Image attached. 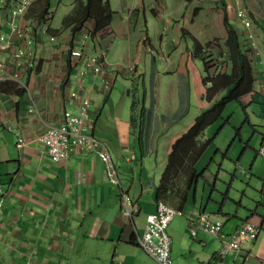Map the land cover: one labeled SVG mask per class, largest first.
I'll use <instances>...</instances> for the list:
<instances>
[{
	"label": "crops",
	"instance_id": "obj_1",
	"mask_svg": "<svg viewBox=\"0 0 264 264\" xmlns=\"http://www.w3.org/2000/svg\"><path fill=\"white\" fill-rule=\"evenodd\" d=\"M19 1L7 0L0 5V32H8L11 21L31 29L35 57L32 69L22 74L26 83L23 94L0 90V187L5 201L0 209V264H156L140 246L139 237L146 228L147 215L161 200L181 210L168 228L171 264H219L221 240L194 224L202 211L221 218L226 233L247 219L261 227L248 251L231 254L222 264H264V218L241 215L238 208H227L225 200L217 211V206L210 204H219L217 198L204 204L197 191L193 199L190 196L183 202L156 190L175 139L227 90L226 85L207 87L201 81L203 76L214 74L217 61L227 58L225 49H217L215 41L217 38L224 48L220 0H109L114 11L110 25L93 33L95 19L91 18L83 29L90 31L85 56L100 57L105 73L85 77L81 69L86 58L71 56L72 47L78 44L71 45V31L64 29L55 35V41L47 31L49 25L54 29L62 26L63 17L76 0H32L24 15L13 16ZM225 1L240 43L250 45L251 32L260 53L253 62L257 92L247 107L259 99L264 80V31L250 14L252 11L262 18L264 12L248 8V0ZM244 5L246 14L251 10L248 26L237 16ZM98 11L92 7L93 16ZM185 29L197 35L204 46L211 43L209 53L215 62L199 66L201 61L193 59L192 41L184 34ZM187 74L191 84L189 109L179 120L166 121L162 115H173L181 107L182 76ZM120 76L126 86L132 85L129 98L115 90ZM75 90L92 101L91 134L111 153L120 184L110 181L106 163L95 146L76 148L67 159L54 162L39 141L50 125L61 122L66 108H73L69 95ZM137 93L143 96L142 105ZM195 93L201 98L198 105L192 103ZM152 102L154 120L148 148L142 154L140 111L141 106L148 108ZM19 136L26 140L21 149L16 145ZM213 176L209 175L207 182L211 183ZM122 192L140 205L133 218L122 213ZM195 227L197 235L192 233Z\"/></svg>",
	"mask_w": 264,
	"mask_h": 264
},
{
	"label": "built area",
	"instance_id": "obj_2",
	"mask_svg": "<svg viewBox=\"0 0 264 264\" xmlns=\"http://www.w3.org/2000/svg\"><path fill=\"white\" fill-rule=\"evenodd\" d=\"M7 0H0V5H4ZM32 0H20L13 9V16H22L26 13ZM237 16L241 22L248 26L251 22L250 17L244 9H238ZM90 31L82 30L77 33L72 43H78V47H72L71 56L83 59L84 67L81 69V75L85 77L88 73L104 74L105 69L98 56H85L84 46ZM52 41L56 36L51 35ZM249 47L252 50L253 62L258 61V52L256 51L257 42L253 33L249 32ZM35 36L31 29L24 28L10 22L8 32H0V83L4 81H13L19 87H26L22 74H27V70L32 69L35 51L33 44ZM256 57V60H254ZM111 85V80L106 81ZM260 91L264 95V80L260 84ZM73 102L72 109H65L62 120L59 124L50 125L47 130L39 137L40 143L45 147L49 156L54 162L67 159L76 148H86L95 146L98 154L106 163L107 172L110 181L113 184H120L117 167L113 161L111 153L98 140L92 136L93 119L91 118L92 101L82 91L75 90L69 95ZM16 145L23 148L26 145L24 137L19 136ZM264 156V147L259 150ZM136 156L133 155V159ZM242 172L247 174L246 169ZM123 206L122 213L127 218H133L140 211V205L134 201L126 192H122ZM4 193L0 187V209L4 205ZM181 214V210L165 201H159L157 208L153 213L147 215V224L143 234L139 237L140 246L147 251L155 260L156 264H171V236L168 231L169 225L175 216ZM196 227L216 235L221 240V248L218 252V263L222 264L224 259L231 254H240L248 251L254 241L259 237L261 227L250 219L244 220L237 229L231 233L223 231L224 221L212 213L202 211L195 221ZM192 230L193 235H197V228ZM23 264H31L26 261Z\"/></svg>",
	"mask_w": 264,
	"mask_h": 264
},
{
	"label": "trees",
	"instance_id": "obj_3",
	"mask_svg": "<svg viewBox=\"0 0 264 264\" xmlns=\"http://www.w3.org/2000/svg\"><path fill=\"white\" fill-rule=\"evenodd\" d=\"M246 5L252 10H255L257 7L252 1H247ZM220 6L225 33L224 48L226 49L227 58L219 63L217 61L214 74L203 76L201 81L207 87L226 85L227 90L210 107L205 108L188 129L175 139L168 154L166 167L156 186L158 192L170 193L183 202L188 201L194 186L198 183L199 178L203 177V174L198 172L196 164L214 140L213 138L205 136L208 126L218 120H223L224 124L230 123V119L224 117L226 106L232 101L240 102L241 97L246 94H254L257 92L255 90L257 78L253 65V52L249 45H242L240 43L239 34L229 19L226 1L220 0ZM92 7H97L99 10L96 16L92 15ZM113 14L114 11L109 0H76L70 13H67L63 17L62 26L54 29L49 25L47 31L55 36L64 29H69L74 37L84 29L89 19L94 18L95 27L93 33H95L110 25ZM251 14L252 19L264 31V16L258 18L252 11ZM184 34L192 41L190 52L193 59L200 60L205 65L216 61V59H212L213 56L209 53L210 42L204 46L199 37L187 29L184 30ZM71 45L73 46V43ZM217 46L218 48L221 47V45ZM155 66L156 58L153 56L152 69L154 73ZM154 81L155 75L152 73V89ZM11 84H13V88L10 87ZM16 87L19 86L13 81H4L0 84V90L4 92L14 90L19 94H23L26 90V87ZM190 96L191 84L190 77L187 74L182 76L180 109L173 115H162V118L170 122L179 120L189 109ZM243 107L246 110V105ZM140 116L139 145L143 154L148 148L151 127L154 120L153 102L148 108L142 106ZM246 120L249 122L248 114ZM236 131V135L240 136V131L238 129Z\"/></svg>",
	"mask_w": 264,
	"mask_h": 264
},
{
	"label": "rangeland",
	"instance_id": "obj_4",
	"mask_svg": "<svg viewBox=\"0 0 264 264\" xmlns=\"http://www.w3.org/2000/svg\"><path fill=\"white\" fill-rule=\"evenodd\" d=\"M248 1H253L256 8L264 12L263 0ZM243 9L247 12L245 5ZM250 16L252 17L251 14ZM232 21L235 22L233 19ZM215 41H217L216 45H221L217 38ZM220 48L221 51L225 49ZM221 53L223 55V52ZM258 55L260 56L259 51ZM198 64L203 68V62ZM128 85L126 86L124 79L120 76L115 83V90L125 98H129L128 90L132 88V85ZM142 85V82L139 83L140 87ZM259 92L261 93V91ZM133 96L132 92L131 98ZM136 97L142 105V94L137 93ZM247 97L249 98L246 99ZM257 97L259 99L247 106L246 110L243 106L252 102V93L242 96L240 102H230L224 111V117H228L230 123L224 124L223 120H218L206 129L205 136L214 140L196 164L198 172L202 173L203 177L199 178L198 184L194 186L191 199L194 198L197 191V195L204 201V204H208L210 199L217 198L219 204L210 203L217 206V211L225 200L227 208L232 205L235 209H239L241 215L257 213L261 218H264V156L258 153L264 147V96L261 93L257 94ZM136 102L138 105V101ZM200 102L199 94L195 93V100L193 99L192 103L198 105ZM211 105L212 103L206 108ZM247 114L251 119L250 123L246 120ZM236 129L240 131V136L236 135ZM212 167L213 173H211ZM242 169H246L247 174L243 173ZM211 174H214V180L209 183L207 177ZM246 208L250 210H246Z\"/></svg>",
	"mask_w": 264,
	"mask_h": 264
},
{
	"label": "water",
	"instance_id": "obj_5",
	"mask_svg": "<svg viewBox=\"0 0 264 264\" xmlns=\"http://www.w3.org/2000/svg\"><path fill=\"white\" fill-rule=\"evenodd\" d=\"M247 209L250 210L249 208H247ZM253 215H258V214H257V213H253L252 216H253Z\"/></svg>",
	"mask_w": 264,
	"mask_h": 264
}]
</instances>
